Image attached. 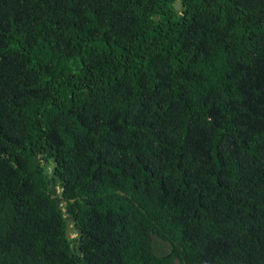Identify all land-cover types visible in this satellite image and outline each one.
Returning <instances> with one entry per match:
<instances>
[{
    "label": "trees",
    "instance_id": "16d2710c",
    "mask_svg": "<svg viewBox=\"0 0 264 264\" xmlns=\"http://www.w3.org/2000/svg\"><path fill=\"white\" fill-rule=\"evenodd\" d=\"M176 1L0 0V264H264V0Z\"/></svg>",
    "mask_w": 264,
    "mask_h": 264
},
{
    "label": "water",
    "instance_id": "95a60500",
    "mask_svg": "<svg viewBox=\"0 0 264 264\" xmlns=\"http://www.w3.org/2000/svg\"><path fill=\"white\" fill-rule=\"evenodd\" d=\"M174 7H175V9L177 11H180L182 9V3H181V1L180 0H177L174 3ZM156 19H157V17H156ZM53 168H54V165H52V168L51 169L50 168L47 169L46 170V173H50ZM52 191H53V194L55 196L58 195V194H61L60 192H58V187H56V186H53L52 187ZM61 202H62V199L61 198H58L57 199V204L60 205ZM64 205H66V204H64ZM77 230H78V227L77 226L72 227L71 226V222H67V234H66V237L69 240H73V242H74V244H73V250H75L76 248H78V253H79V255H81V253H82L81 246H78L77 247V244H78V235L76 234ZM74 234L76 236H73Z\"/></svg>",
    "mask_w": 264,
    "mask_h": 264
},
{
    "label": "rangeland",
    "instance_id": "374dc122",
    "mask_svg": "<svg viewBox=\"0 0 264 264\" xmlns=\"http://www.w3.org/2000/svg\"><path fill=\"white\" fill-rule=\"evenodd\" d=\"M58 192H61V189L60 188H58ZM71 226H73V225H71ZM73 236H76V235L74 234Z\"/></svg>",
    "mask_w": 264,
    "mask_h": 264
}]
</instances>
